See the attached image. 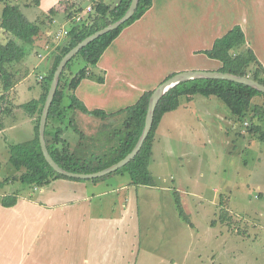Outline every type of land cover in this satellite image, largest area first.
Here are the masks:
<instances>
[{
  "label": "crops",
  "instance_id": "0c3cea01",
  "mask_svg": "<svg viewBox=\"0 0 264 264\" xmlns=\"http://www.w3.org/2000/svg\"><path fill=\"white\" fill-rule=\"evenodd\" d=\"M61 1L67 0H33L20 3L21 10L33 22H43L48 18L51 8H56L59 15L53 17V22L48 18L45 23H41L40 34L33 44L28 45L30 49L25 48L24 58L10 67V71L19 80L10 89L0 92L2 96L7 94V98L2 97L0 101V155L7 157L8 161L12 145L28 142L36 135V127L44 106V86L42 93L30 102L25 98L24 89L19 95L15 88L24 81L32 66L46 68V73L39 76L42 82L52 65L53 50L58 43H66L67 36L55 38L57 30L68 22L64 21V6L60 5ZM71 1H78L82 6L84 2ZM222 1L154 0L143 17L126 27L110 45L115 49L112 51V62L120 64L119 66H136L139 71L154 75L157 72L163 73L162 78L166 79L173 74L172 71H167L169 69L179 68L183 71L200 68L198 63L199 57L204 54L203 50L211 48L217 38L235 25H240L246 38L248 35L247 46L254 49L264 65V0ZM86 2H89L87 7L90 6L91 0H85L84 3ZM106 2L116 5L119 0ZM255 15L262 20L253 21ZM69 25L68 22L64 26L68 29ZM249 32L252 39H249ZM50 33H53V38L48 39ZM10 42L24 45L17 40ZM167 51L170 53L167 59L173 55L180 58L179 67H172L166 62L167 59L164 60L163 55ZM210 61L216 63L214 70L222 65L215 59L205 60L208 63ZM112 72L117 79H133L129 75L130 71L122 68L112 69ZM164 79H157V84ZM83 81L75 92L89 109L99 108L109 113L120 109L108 108L113 105L115 97L125 94L119 87L110 89L108 84L96 83L100 90L99 95L95 94V97L93 94H85L83 97ZM11 90L14 91L13 99ZM98 97L102 101H94L92 107L87 103V100ZM84 116L103 121L99 117L87 114ZM21 124L26 126L20 128ZM63 124V120L55 115L48 118L46 142H53L56 129ZM63 127L64 138L67 140L70 135L66 130L70 131L69 127L77 133L70 124ZM13 168L11 170L15 169ZM7 183L0 186V199L15 192L17 203L11 207L0 203V264H137L142 251V215L138 206L139 195L134 189L138 191L136 186L139 185L135 186L130 182L131 185H123L118 189L122 191L120 193L91 191L90 183L98 186V181L59 178L43 187H29L28 193H25L19 187L6 186Z\"/></svg>",
  "mask_w": 264,
  "mask_h": 264
},
{
  "label": "rangeland",
  "instance_id": "374dc122",
  "mask_svg": "<svg viewBox=\"0 0 264 264\" xmlns=\"http://www.w3.org/2000/svg\"><path fill=\"white\" fill-rule=\"evenodd\" d=\"M32 1L16 0V3L20 5ZM224 1L228 0L222 3ZM84 2V12L81 14L85 16L89 2ZM2 6L3 2L0 3V17ZM46 20L48 18L43 22ZM261 20L258 15L253 19ZM249 35V39H252L250 32ZM50 38H53V33L48 36ZM10 40L21 41L0 27V42ZM64 44L60 42L57 46ZM23 46L30 49L28 45ZM113 50L109 46L105 57L102 56L98 64L89 66L90 74L83 81L81 90L83 97L85 94L97 97L95 94L99 95L100 90L96 83L108 84L110 89L119 87L125 94L115 97L113 105L108 106L109 109L117 110L135 104L144 91L156 88L157 79H164V74L142 72L136 66H119L112 62ZM169 54L168 51L162 54L164 60ZM209 59L202 54L198 63L200 68L192 70L213 71L216 63L205 62ZM179 61L180 58L173 55L166 62L172 67H179ZM85 66L83 57L76 56L67 66L64 79L74 76ZM115 68L130 71L129 75L133 79H117L112 72ZM167 71L181 72L179 68ZM45 73L44 66H32L15 90L21 95L20 91L24 89L25 98L30 102L42 93L43 84L39 76ZM101 77L103 82L99 81ZM18 80L19 77L15 76L13 84ZM3 89L0 81V92ZM10 93L12 98L14 91ZM1 98H7V94L1 95L0 101ZM94 101L102 100L98 97L87 100V103L92 107ZM63 103H69L68 97ZM257 105H264L263 97H255L250 111L239 119L218 98L196 94L191 99L182 96L180 106L164 115L156 131L149 165L155 185H135L138 191L134 189L139 195L138 206L142 215V251L137 264H264V142L251 131L253 126L264 129V115L257 113ZM70 116L71 111L68 109L63 126L69 125ZM74 118L89 136L94 134V137L86 140L91 142L93 139L98 145L104 139V135L98 137L103 121H95L84 116L81 111ZM23 126L26 125L21 124L20 128ZM69 129L66 133L70 135L68 140L74 148L80 141L79 135L71 127ZM47 136L50 137V134ZM98 147L104 149L103 144ZM0 164V179H9L6 186L19 187L26 193L29 186L19 180L23 171L14 169L4 155H0ZM97 181L98 186L90 183L91 191L120 193L122 191L118 189L121 186L133 184L125 168ZM178 198H181L192 224L181 216Z\"/></svg>",
  "mask_w": 264,
  "mask_h": 264
},
{
  "label": "trees",
  "instance_id": "16d2710c",
  "mask_svg": "<svg viewBox=\"0 0 264 264\" xmlns=\"http://www.w3.org/2000/svg\"><path fill=\"white\" fill-rule=\"evenodd\" d=\"M3 2L0 27L7 34H11L21 39L25 45L34 43L35 38L40 34V20L31 21L21 10L16 0H0ZM132 0H119L116 5H111L106 0H91L92 10L84 16L82 20H76L77 14L84 12V8L78 1H61L60 5L64 7V21H68L69 32L67 41L64 45H59L53 52L54 57L48 75L43 79L44 86L42 101L45 103L50 85L57 66L63 56L80 41L95 31L119 20L126 13ZM154 0H139L138 7L134 15L117 29L110 31L82 48L71 60L80 55L86 62V66L81 68L74 76L64 79L65 71L71 60L66 64L61 73L60 82L54 101L50 108L49 116L55 115L64 120L68 109L71 111L69 124L79 135V142L72 148L69 141L64 138L65 127L60 126L56 129L53 142H48L50 154L54 160L63 168L73 172L93 173L103 170L128 155L137 144L144 125L148 111L149 101L153 94V89L145 91L138 101L130 106L121 108L115 112L109 113L104 109H89L85 103L76 95V89L80 83L90 74V67L98 64L101 57L119 37L122 31L139 20L152 7ZM59 15L56 8H51L47 17L53 22V17ZM206 56L221 62L218 71L230 72L240 76H249L250 78L264 84V65L258 59L255 51L247 46L246 35L240 25H235L223 36L217 38L213 46L203 50ZM25 47L14 45L12 42H0V81L4 89L8 90L13 85V73L10 67L21 61L25 56ZM255 65V69H253ZM170 74L167 78L171 77ZM166 78V79H167ZM101 82L104 79L101 77ZM196 94H202L207 97L214 96L221 100L230 110L231 114L242 119L250 111L253 100L257 96L264 98V92L259 91L249 85L224 79L197 78L181 82L178 86L170 89L159 101L152 129L145 140L140 152L124 167L109 173H119L125 168L135 185L154 186L155 179L150 171L149 165L153 154L156 131L168 112L176 110L181 104V97L186 96L191 99ZM68 97L69 103L64 105V99ZM81 111L84 114L99 117L103 120L101 132L98 137L105 136L98 145L90 140L91 136L82 130L75 122V115ZM257 113L264 115V105H257ZM39 123L36 127L35 138L21 144H15L10 147L9 162L18 171H23L20 175V182L29 187L39 188L48 185L51 181L59 178L85 180L81 178L69 177L58 173L46 160L40 139ZM67 127V126H66ZM251 131L264 142V129L260 126L251 127ZM94 135V134H93ZM92 135V137H94ZM91 137V138H92ZM104 145V149L98 146ZM105 175V176H107ZM103 176V177H105ZM94 178L97 181L100 178ZM1 180L0 186H4ZM3 206L11 207L17 203V195L8 194L0 199ZM177 206L180 214L188 223V219L181 198L177 199ZM192 224V223H190Z\"/></svg>",
  "mask_w": 264,
  "mask_h": 264
},
{
  "label": "water",
  "instance_id": "95a60500",
  "mask_svg": "<svg viewBox=\"0 0 264 264\" xmlns=\"http://www.w3.org/2000/svg\"><path fill=\"white\" fill-rule=\"evenodd\" d=\"M139 0H132L130 7L126 11V13L121 17L119 20L95 31L91 35L84 38L82 41H80L77 45H75L73 48H71L61 59L59 65L57 66L50 89L48 91L43 110L41 113L40 123H39V139L42 147L43 154L48 161V163L54 168L55 171H57L60 174L74 177V178H81V179H94L103 177L109 173H112L116 170H118L121 167H124L126 164H128L141 150L145 140L147 139L152 126L154 122V115L157 108V105L160 101V99L173 87L178 86L181 82L188 81L191 79H197V78H211V79H224V80H231L235 82H240L246 85H249L259 91L264 92V84H261L260 82L250 78L249 76H240L236 75L230 72H222L218 70L213 71H201V70H190V71H181L177 72L171 77L165 79L163 82H161L158 87H156L153 91V94L151 95L148 111L145 119V125L142 131V134L133 148V150L126 155L123 159L118 161L117 163L103 169L97 172L93 173H83V172H73L70 170H67L63 167H61L52 157L50 154L49 148L47 146L46 142V125L48 121V116L50 113L51 105L54 101L55 94L58 89V85L60 82L61 73L63 72L64 67L66 64L86 45L91 43L93 40L99 38L100 36L113 31L120 27L122 24H124L127 20H129L135 13L137 7H138Z\"/></svg>",
  "mask_w": 264,
  "mask_h": 264
},
{
  "label": "built area",
  "instance_id": "2783aa9c",
  "mask_svg": "<svg viewBox=\"0 0 264 264\" xmlns=\"http://www.w3.org/2000/svg\"><path fill=\"white\" fill-rule=\"evenodd\" d=\"M91 10H92L91 6H88L85 12H90ZM83 18H84V14L82 15L81 13L77 14V16L75 17V19L79 20V21L82 20ZM66 23H68V22H66ZM66 23H64V25H66ZM64 25L62 27H60L57 30V32L55 33V38L56 39H61V38L67 36L69 31H68L67 28H65Z\"/></svg>",
  "mask_w": 264,
  "mask_h": 264
},
{
  "label": "bare ground",
  "instance_id": "6f19581e",
  "mask_svg": "<svg viewBox=\"0 0 264 264\" xmlns=\"http://www.w3.org/2000/svg\"><path fill=\"white\" fill-rule=\"evenodd\" d=\"M69 31V30H68Z\"/></svg>",
  "mask_w": 264,
  "mask_h": 264
}]
</instances>
